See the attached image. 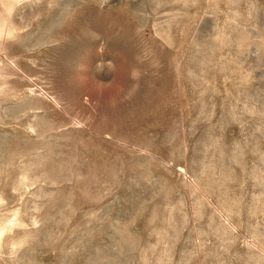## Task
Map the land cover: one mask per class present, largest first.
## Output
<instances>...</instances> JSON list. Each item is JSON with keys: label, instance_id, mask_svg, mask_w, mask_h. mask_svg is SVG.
I'll return each instance as SVG.
<instances>
[{"label": "rangeland", "instance_id": "1", "mask_svg": "<svg viewBox=\"0 0 264 264\" xmlns=\"http://www.w3.org/2000/svg\"><path fill=\"white\" fill-rule=\"evenodd\" d=\"M0 264H264V0L0 3Z\"/></svg>", "mask_w": 264, "mask_h": 264}, {"label": "crops", "instance_id": "2", "mask_svg": "<svg viewBox=\"0 0 264 264\" xmlns=\"http://www.w3.org/2000/svg\"><path fill=\"white\" fill-rule=\"evenodd\" d=\"M4 1H14V0H0V3H3Z\"/></svg>", "mask_w": 264, "mask_h": 264}, {"label": "clouds", "instance_id": "3", "mask_svg": "<svg viewBox=\"0 0 264 264\" xmlns=\"http://www.w3.org/2000/svg\"><path fill=\"white\" fill-rule=\"evenodd\" d=\"M4 235L3 231H0V237H2Z\"/></svg>", "mask_w": 264, "mask_h": 264}]
</instances>
